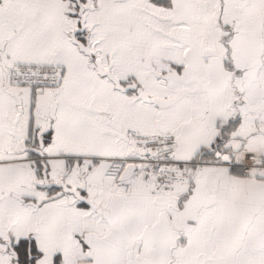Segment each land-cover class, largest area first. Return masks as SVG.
I'll return each mask as SVG.
<instances>
[{"label": "snow or ice", "instance_id": "snow-or-ice-1", "mask_svg": "<svg viewBox=\"0 0 264 264\" xmlns=\"http://www.w3.org/2000/svg\"><path fill=\"white\" fill-rule=\"evenodd\" d=\"M0 264H264V0H0Z\"/></svg>", "mask_w": 264, "mask_h": 264}]
</instances>
